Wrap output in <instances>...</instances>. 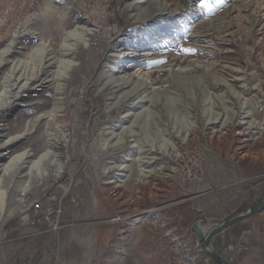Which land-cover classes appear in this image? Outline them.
Returning <instances> with one entry per match:
<instances>
[{
    "label": "rangeland",
    "instance_id": "374dc122",
    "mask_svg": "<svg viewBox=\"0 0 264 264\" xmlns=\"http://www.w3.org/2000/svg\"><path fill=\"white\" fill-rule=\"evenodd\" d=\"M132 2L0 0V264H217L264 200V0ZM211 245L264 264V208Z\"/></svg>",
    "mask_w": 264,
    "mask_h": 264
},
{
    "label": "water",
    "instance_id": "95a60500",
    "mask_svg": "<svg viewBox=\"0 0 264 264\" xmlns=\"http://www.w3.org/2000/svg\"><path fill=\"white\" fill-rule=\"evenodd\" d=\"M262 208H264V200H261L254 204L246 213H242L240 215H237L230 220L226 222H222L215 227H212L208 231H203L202 227L200 225H197L194 229L198 233L200 239L203 240L202 242V250L206 255H208L214 262L217 264H230L226 258L217 252L215 249H213L211 243L213 239L219 235L220 233L227 230L230 226L234 225L235 223L246 219L254 214H256L258 211H260Z\"/></svg>",
    "mask_w": 264,
    "mask_h": 264
},
{
    "label": "built area",
    "instance_id": "2783aa9c",
    "mask_svg": "<svg viewBox=\"0 0 264 264\" xmlns=\"http://www.w3.org/2000/svg\"><path fill=\"white\" fill-rule=\"evenodd\" d=\"M58 183V179L55 180ZM49 200L36 199L33 200L28 209L27 222L31 226L47 225L50 228H58L60 226V215H55V207H58L57 211L62 209V200L55 205H45L44 202Z\"/></svg>",
    "mask_w": 264,
    "mask_h": 264
},
{
    "label": "bare ground",
    "instance_id": "6f19581e",
    "mask_svg": "<svg viewBox=\"0 0 264 264\" xmlns=\"http://www.w3.org/2000/svg\"><path fill=\"white\" fill-rule=\"evenodd\" d=\"M150 0H137L136 1V3L134 2V0H133V2H132V4H131V6L129 7V8H131V7H133L134 9H138V7H136V6H138L139 5V3L141 4V3H147V2H149ZM155 2V1H154ZM144 4L143 5H141L140 7L141 8H143V7H145L144 6ZM164 4V3H163ZM163 4H159L160 5V8H156L154 11H152V12H149V13H147L146 15H147V18L149 19V18H153V19H155L157 16H159L160 14H157L158 13V11L160 12V11H163V10H165L167 7H166V5L163 7ZM128 5H129V3H128ZM140 7H139V9H140ZM169 8V7H168ZM150 10V9H149ZM132 11V10H131ZM135 11V10H134ZM142 11V10H141ZM143 11H145V10H143ZM136 13V12H135ZM146 13V12H145ZM140 14H142V13H140ZM140 14H139V16H140ZM138 16V15H137ZM137 16H136V18H137ZM140 17H142V15L140 16ZM165 17H167V16H165ZM164 17V18H165ZM140 20V19H139ZM145 20V19H144ZM142 21V20H141ZM162 21V20H161ZM159 23V22H158ZM163 30V29H162ZM68 36V35H67ZM69 40V39H68ZM140 41H142V40H140ZM71 47V46H70ZM65 50H67V53L68 52H70L71 51V48H69L68 47V49H65ZM73 50V49H72ZM67 53H65V54H67ZM125 55V54H124ZM118 63H120V62H116V63H114V64H112V66L114 65L115 67H114V69H115V72L114 73H119L120 71H119V69L120 68H122L123 66H120V65H118ZM143 78V77H142ZM135 80V75H133V74H131V73H126V74H124V75H122V76H118L117 78H115L114 79V83H117L118 85H128V84H130V83H132L133 81ZM114 85V84H113ZM133 90H131V91H128L126 94H125V98L126 97H129L130 96V98H132L133 96ZM122 100V99H121ZM129 101V100H128ZM121 102V101H120ZM131 105V104H130ZM16 138H19V137H16ZM12 139H14V138H12ZM16 140L14 139L13 140V142H11L12 144H14V142H15ZM11 144V145H12ZM9 152V151H8ZM7 153H2L0 156H3V155H6ZM47 155V154H46ZM46 155H44V156H46ZM31 156V154H29V153H27V151L26 152H24V153H22L21 155H20V158L21 159H28L29 157ZM25 159H24V161H25ZM21 161V160H20ZM23 161V160H22ZM23 161V162H24ZM21 164V163H20ZM19 164V165H20ZM26 167V166H25Z\"/></svg>",
    "mask_w": 264,
    "mask_h": 264
},
{
    "label": "snow or ice",
    "instance_id": "6c2138e0",
    "mask_svg": "<svg viewBox=\"0 0 264 264\" xmlns=\"http://www.w3.org/2000/svg\"><path fill=\"white\" fill-rule=\"evenodd\" d=\"M204 6H205V7H207L208 5H207V4H205ZM188 51H191V50H188Z\"/></svg>",
    "mask_w": 264,
    "mask_h": 264
}]
</instances>
